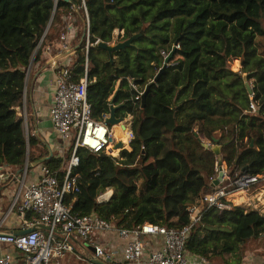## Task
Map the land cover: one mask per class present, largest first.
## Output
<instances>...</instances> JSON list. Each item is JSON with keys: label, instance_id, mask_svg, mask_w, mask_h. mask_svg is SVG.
Segmentation results:
<instances>
[{"label": "trees", "instance_id": "16d2710c", "mask_svg": "<svg viewBox=\"0 0 264 264\" xmlns=\"http://www.w3.org/2000/svg\"><path fill=\"white\" fill-rule=\"evenodd\" d=\"M85 7L95 40L113 43L115 30H124L123 40L142 35L134 47L115 52L113 62L104 49L89 48L93 118L105 121L116 94L117 115L133 116L134 139L120 158L79 150L74 174L81 193L66 200L76 213H95L120 227L182 229L192 222L190 206L228 185L214 184L220 161L233 178L264 176V0H0V164L21 172L28 153L30 162L47 154L37 136L28 142L24 132L28 69L33 57L38 62L49 48L57 55L68 42L63 54L76 58L73 80L84 77ZM162 51H174L170 63L176 64L154 83L165 66ZM235 60L241 61L237 72L231 69ZM133 84L149 88L144 107ZM66 163L52 157L44 165L62 181ZM108 188L111 200L99 204ZM246 210L251 212L240 206L205 212L190 233L188 252L210 263L243 264L251 240L264 249V216Z\"/></svg>", "mask_w": 264, "mask_h": 264}, {"label": "built area", "instance_id": "2783aa9c", "mask_svg": "<svg viewBox=\"0 0 264 264\" xmlns=\"http://www.w3.org/2000/svg\"><path fill=\"white\" fill-rule=\"evenodd\" d=\"M85 11L87 26L84 77L80 81L73 80L76 58L71 65H60L59 68H57L56 57L52 58V64L58 71L56 90L49 115L60 138L66 143H72L65 177L60 181L56 172L45 165H41L39 177L28 183L30 171L27 166L28 160L24 169L18 173L11 165L0 164V174L3 173L2 178L16 179L18 182L12 204L0 220V244L10 246L14 251L19 252L16 256L12 251H4L0 254V264H50L51 260L64 258L68 254H74L78 260H83L82 255L76 253L75 240H81L85 245H90L96 261L111 264L112 259L116 261V256L119 254L115 250L111 251V254L107 251V238L113 235L127 241L120 256L129 264H209L205 257L193 255L187 250V242L193 227L198 224L204 213L213 207L225 211L237 206L229 198L230 195L241 190H251V188L264 182V176L242 174L234 179L228 168L225 169L223 165H220L225 172L223 183L226 180L231 181V183L225 187L217 188L213 193L205 194L203 196L205 206L202 209H200V203L190 206L188 211L192 222L182 229L151 223H144L133 228L120 227L95 213L80 215L73 210L72 205H68L66 202L69 196L81 193L80 176L74 174V169L80 163L78 154L80 149L85 148L94 153H106L120 158L124 150L131 151V143L134 139L132 124L125 117L123 123L126 125V129L123 130L119 126L126 135V142L122 141L124 148H120L118 154L111 152L119 141L114 133V128L93 118V108L88 99L90 84L88 53L89 48L97 45L100 40H95L92 37L86 7ZM70 19L75 22L73 17ZM124 35V30H115L114 43L123 41ZM61 40L66 41L65 34L61 36ZM69 48L68 42L63 43L59 56L67 52ZM175 48L178 49L180 46L175 45ZM47 52L50 53V48L47 49ZM161 55L166 59L170 54L162 51ZM175 64L169 63L167 66H174ZM133 89L138 93L135 100L140 101L144 91L134 84ZM249 109L253 112L257 111L254 102L250 103ZM22 111L24 132L26 138L29 139L27 114L25 110ZM220 166H216L218 173ZM228 188H231L232 193L228 191ZM113 194V189H106L99 195L98 203L109 202ZM13 216H16L18 226L15 221H12V229L2 230ZM15 226H17L18 231L30 230V232L16 236L14 234ZM146 238L152 239L156 244L161 241L159 239H162V242L159 248L150 252L145 259Z\"/></svg>", "mask_w": 264, "mask_h": 264}, {"label": "crops", "instance_id": "0c3cea01", "mask_svg": "<svg viewBox=\"0 0 264 264\" xmlns=\"http://www.w3.org/2000/svg\"><path fill=\"white\" fill-rule=\"evenodd\" d=\"M59 51L60 49H58L57 55L51 54V52L50 53L47 52L42 56V58L38 62L33 63V65L31 66L28 77L27 89H26V103L23 105L22 110H25L27 114V120L30 131L29 137L31 135L37 136L40 139V141L44 144V148L47 150V154L43 155V157L49 156L48 147H50L53 152V157L66 158V153H68L70 157V153H71L70 149L72 147V143L69 142L66 143L60 138V136L57 134L55 130L54 124L51 121L49 115L56 90V78L58 71L56 67H54L52 64V58L56 57V60L58 62L57 68H59L60 65L66 66L74 63L75 56H72V54H65V55L63 54L59 56ZM119 86L120 84L118 85V88ZM127 120L129 121V123L133 124L132 115L127 116ZM30 124L32 125V130L30 129ZM116 128H118L119 131L121 130L120 127L118 126L114 128V131ZM44 148H43V153L45 152ZM27 160L29 159L27 158ZM40 166L41 165L34 167L30 166L32 169H30L29 171V176L27 180L28 183L35 181L39 177ZM2 177H3V173L0 174V198L1 196H3L6 199V202L5 203L0 202V220L7 213V211L9 210L12 204L13 196L17 189V184H18L16 179L8 180L7 178L5 177L2 178ZM259 189L264 190V186L253 187L251 188V190H249V192H255ZM257 194L258 192H256L255 194L253 193V195H257ZM262 202H264V200ZM236 205L240 206L237 203ZM4 207L7 209L5 210ZM242 208L245 210L246 213L251 212V211H247L244 207ZM12 221H15L16 225L18 224L17 218L16 216H14L12 217L11 221L5 227L2 228V230L12 229L13 228V224L11 223ZM17 226L14 227L15 229L14 231H18ZM107 240L108 242L106 241L107 242L106 246L108 253L111 254V251L113 250L118 251L119 253L116 256V261L112 259V262L110 263L129 264L122 259V256H120V254L125 249L127 241L120 238L117 235H113L107 238ZM159 240H161L159 241V244H156L155 242L152 241V239L149 238L145 239V243L147 245L145 251V259L149 256L150 252L159 248L162 239ZM258 244L259 242H256L255 244V241L251 240L246 245L247 250L243 264H264V256L260 254V251H264V249L262 247H257ZM74 245H75L76 253L81 254L83 260H78L76 255L74 254H68L64 258L51 260L50 264H92L96 261L94 259V251L90 245H85L81 240H75ZM4 251H12L16 256L17 254H19V252L17 253L16 251H14L12 247L4 244H0V254H2ZM209 264H225V261L221 260L217 263L209 262Z\"/></svg>", "mask_w": 264, "mask_h": 264}, {"label": "water", "instance_id": "95a60500", "mask_svg": "<svg viewBox=\"0 0 264 264\" xmlns=\"http://www.w3.org/2000/svg\"><path fill=\"white\" fill-rule=\"evenodd\" d=\"M51 22H52V20H51ZM51 22H50V24H49V26H48V29H49V27H50V25H51ZM47 31H48V30H47ZM45 35H46V34H45ZM141 35H142V34H140V33H139V34H135V35H133L132 37H130L129 39H126V40H123V41H119V42L114 43V44H108V43H105V42H103V41H100V42L97 44V46L100 47V48H102V49H104L105 51H107L108 54H109V57H110L111 62H113V61H114L113 54H114L115 52H121V51H123V50H125V49H127V48L134 47V42H135V41H136ZM44 37H45V36H44ZM43 39H44V38H43ZM42 41H43V40H42ZM42 41H41V42H42ZM40 45H41V44H40ZM40 45H39V47H40ZM39 47H38V49L36 50L35 55H36V53L38 52ZM35 55H34V56H35ZM173 56H174V51H172V52L170 53V55L165 59V66L163 67V69H161L160 73L157 75L156 79L154 80V83H156V82L159 80L161 74L165 71V69H166V67H167V64H169V63L171 62ZM34 58H35V57H33V61H32L31 65H30V67H29V69H28V77H29L30 68H31V66H32L33 63H34ZM243 79H244V81H245V83H246V87H247L249 93L252 94L253 91H252L251 84H250V82L248 81V76L245 74V75L243 76ZM148 91H149V88H148V89L143 93V95H142V105H143V107L145 106V103H146V98H147ZM115 97H116V94L113 96V98H112V100H111V103H110V113H109V115H107V116L105 117V121H104V122H105V124H107V125L110 126V127H113V128H114V127L121 126V128H122L123 130H125V129H126V125L123 123L124 120H125V117H124V116H118V115H117V112H118V110H119L120 107H119V106H116V105L114 104ZM122 133H123V131H122ZM28 142H29V139H28ZM205 146L208 147L209 144H205ZM120 148L123 149L124 146H123L122 141L119 139V141H118V142L115 144V146L112 148L111 152H115V151L119 150ZM48 149H49V156H47V157H43V158L38 159V160H36V161H34V162H29V160H28V165H27V166H28V167H30V166H31V167L39 166V165L44 164L46 161L50 160V159L53 157V152H52V150H51L50 147H48ZM28 159H29V153H28ZM219 164L222 165V161H220ZM224 179H225V172L223 171V167L220 166V172H219V175H218L217 179L214 181V184H215L216 186H219V185H221V184L223 183ZM28 232H30V230H26V231H15L14 234H15L16 236H20V235H24L25 233H28ZM94 263H95V264H107V263H104V262L99 261V260H98V261H95Z\"/></svg>", "mask_w": 264, "mask_h": 264}, {"label": "bare ground", "instance_id": "6f19581e", "mask_svg": "<svg viewBox=\"0 0 264 264\" xmlns=\"http://www.w3.org/2000/svg\"><path fill=\"white\" fill-rule=\"evenodd\" d=\"M116 129H117V131H119L118 128H116ZM120 131L117 133H115V131H114L116 137L120 140H122L121 138H123L124 140H122V141L126 142L125 134L122 133V130H120ZM116 154H118V153L116 152ZM228 191H230V193H232L231 188H228ZM256 192H258V194L253 195V193L255 194ZM235 195H239V197L235 201V203H237L241 207H244L245 209L257 211L264 216V202H262L264 200V190L263 189H260L259 191H255V192H249L246 190H241L237 193H232L229 198H232Z\"/></svg>", "mask_w": 264, "mask_h": 264}, {"label": "rangeland", "instance_id": "374dc122", "mask_svg": "<svg viewBox=\"0 0 264 264\" xmlns=\"http://www.w3.org/2000/svg\"><path fill=\"white\" fill-rule=\"evenodd\" d=\"M110 44H114V42L113 43H110ZM231 69H232V71H235V72H237V71H240L241 70V61L240 60H235V61H233L232 62V64H231ZM251 84V86H252V82L250 83ZM30 129L32 130V125L30 124ZM117 132H119V131H117V129H115V133H117ZM122 140H124L123 138H121ZM121 140V141H122ZM206 144H209V145H211V143H210V141H206L205 142ZM120 151V150H119ZM118 150L117 151H115V153L117 152H119ZM218 151V150H217ZM216 151V152H217ZM65 160H69V155H68V153H66V158H64ZM223 167L225 168V169H227L228 168V165L226 164V163H224L223 164ZM239 176V174L238 173H235L234 174V179L235 178H237ZM226 183H228V184H230L231 183V181H228V180H226ZM262 185H264V183L262 182V183H260V184H258V186H256V187H262ZM0 202H6V199L3 197V196H1V198H0ZM205 206V203L204 202H200V209H202L203 207ZM5 208V207H4ZM3 208V209H4ZM7 208H5V210H6ZM14 217V216H13ZM255 244H256V242H255Z\"/></svg>", "mask_w": 264, "mask_h": 264}]
</instances>
